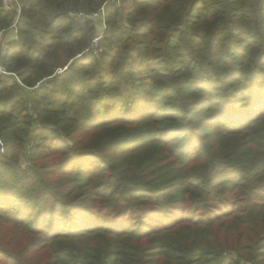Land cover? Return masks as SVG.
<instances>
[{
  "label": "trees",
  "instance_id": "trees-1",
  "mask_svg": "<svg viewBox=\"0 0 264 264\" xmlns=\"http://www.w3.org/2000/svg\"><path fill=\"white\" fill-rule=\"evenodd\" d=\"M18 4L0 264H264V0Z\"/></svg>",
  "mask_w": 264,
  "mask_h": 264
},
{
  "label": "built area",
  "instance_id": "built-area-1",
  "mask_svg": "<svg viewBox=\"0 0 264 264\" xmlns=\"http://www.w3.org/2000/svg\"><path fill=\"white\" fill-rule=\"evenodd\" d=\"M1 4H2V7L4 9H12V8H16L15 6L18 4V0H1ZM18 8H16V18L18 17V14H19V4L17 5ZM103 12V8L99 11V12H95L93 14H91V16H100L99 14L101 13L102 14ZM103 17V14L101 16V18ZM104 24V22H103ZM11 34V37L12 38H16L17 36V25H16V20L10 25V27L7 29V30H0V54L1 52H3L4 48H5V45H6V42L8 41L7 40V35H10ZM101 37V34L100 35H96L92 41H91V45L90 47L95 51V46L98 42V40L100 39ZM4 143L2 141V139L0 138V156L3 154L4 152Z\"/></svg>",
  "mask_w": 264,
  "mask_h": 264
},
{
  "label": "rangeland",
  "instance_id": "rangeland-1",
  "mask_svg": "<svg viewBox=\"0 0 264 264\" xmlns=\"http://www.w3.org/2000/svg\"><path fill=\"white\" fill-rule=\"evenodd\" d=\"M126 7V9H127V6H125ZM102 14H103V17H104V14H105V9H103V12H102ZM102 14L100 13L99 15L100 16H92V19H94L95 21H98L97 23V26H96V33H95V35H100V30L103 28V26L105 25V23L103 24V22H104V19H103V17L101 18V16H102ZM89 49H92L91 47L89 48ZM96 49V48H95ZM96 52V51H95ZM3 53V52H2ZM2 69V67H1V65H0V70ZM62 71V70H61ZM61 71H59V72H61ZM20 160H22V158L20 159ZM22 166H24V164H22Z\"/></svg>",
  "mask_w": 264,
  "mask_h": 264
},
{
  "label": "crops",
  "instance_id": "crops-1",
  "mask_svg": "<svg viewBox=\"0 0 264 264\" xmlns=\"http://www.w3.org/2000/svg\"><path fill=\"white\" fill-rule=\"evenodd\" d=\"M12 39L11 34L7 35V40L10 41Z\"/></svg>",
  "mask_w": 264,
  "mask_h": 264
}]
</instances>
